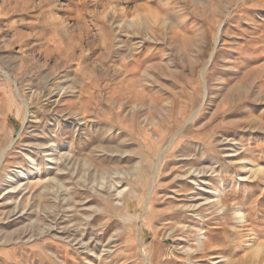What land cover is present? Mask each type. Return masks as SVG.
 <instances>
[{
    "label": "rangeland",
    "instance_id": "obj_1",
    "mask_svg": "<svg viewBox=\"0 0 264 264\" xmlns=\"http://www.w3.org/2000/svg\"><path fill=\"white\" fill-rule=\"evenodd\" d=\"M0 264H264V0H0Z\"/></svg>",
    "mask_w": 264,
    "mask_h": 264
},
{
    "label": "bare ground",
    "instance_id": "obj_2",
    "mask_svg": "<svg viewBox=\"0 0 264 264\" xmlns=\"http://www.w3.org/2000/svg\"><path fill=\"white\" fill-rule=\"evenodd\" d=\"M20 186H21V185H20ZM14 190H16V189H14ZM14 190H13V191H14ZM43 191H45V190L43 189ZM48 191H49V190H48ZM51 191H52V190H51ZM39 194H40V193H39ZM40 196H41V197H45V198L48 199V197L51 196V192H47V191L42 192V193L40 194ZM51 197H52V196H51ZM53 216H54V215L51 214V215H48L46 218H47V219H51ZM238 216H239V219H240V220H243V219H244V216H243L241 213H238ZM48 230H51V229L48 228ZM79 244H80V243H79ZM81 245H82V244H81Z\"/></svg>",
    "mask_w": 264,
    "mask_h": 264
}]
</instances>
